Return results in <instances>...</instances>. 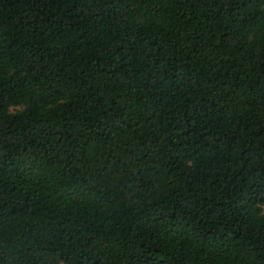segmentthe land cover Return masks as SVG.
<instances>
[{
	"label": "trees",
	"instance_id": "trees-1",
	"mask_svg": "<svg viewBox=\"0 0 264 264\" xmlns=\"http://www.w3.org/2000/svg\"><path fill=\"white\" fill-rule=\"evenodd\" d=\"M0 264H264V0H0Z\"/></svg>",
	"mask_w": 264,
	"mask_h": 264
}]
</instances>
